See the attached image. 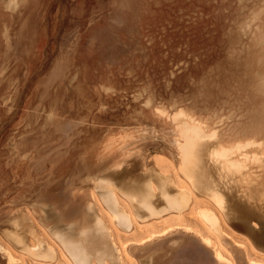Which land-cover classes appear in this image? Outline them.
<instances>
[{
	"label": "rangeland",
	"instance_id": "rangeland-1",
	"mask_svg": "<svg viewBox=\"0 0 264 264\" xmlns=\"http://www.w3.org/2000/svg\"><path fill=\"white\" fill-rule=\"evenodd\" d=\"M186 121L216 137L188 150ZM165 184L191 202L148 218L132 197ZM263 214L264 0H0V244L18 264H75L54 233L87 215L118 249L107 264H220L203 237L250 264Z\"/></svg>",
	"mask_w": 264,
	"mask_h": 264
},
{
	"label": "bare ground",
	"instance_id": "bare-ground-1",
	"mask_svg": "<svg viewBox=\"0 0 264 264\" xmlns=\"http://www.w3.org/2000/svg\"><path fill=\"white\" fill-rule=\"evenodd\" d=\"M183 124H184L183 126L185 129L186 135L188 137L187 143L185 146L188 150H190V149L192 150L193 147L196 145V143H195L196 139L202 141V140H206L209 138H215L216 137V132L211 133V134H207L198 125L191 124L187 121ZM230 130H231L230 133L233 135L232 137L236 138V135H238L237 134V126H234L232 124L230 126ZM257 143L258 142L257 141L255 142L254 140H250L246 143L238 141V143L235 145V149L236 148L243 149V147L246 148V146L254 145ZM229 150H232L231 151L232 153L234 152L233 149H229ZM200 151H201V149H199L198 152L200 153ZM226 151H228V149H216V152L214 154L219 158H224L227 156V154L225 153ZM190 153H191V151H188L189 156H190ZM231 155L232 154H228V159L229 158L231 159V157H232ZM195 160H198V158L195 156L194 157H187L186 160H184V163H185L184 169L186 170L188 175H190V177L194 183L199 181V179H198V173H199L198 171L199 170H198V167L195 163ZM179 180H180V178H179ZM179 180H177V181H179ZM106 182L107 181H105V183ZM104 184H102V185H104ZM151 184H153V183H151ZM179 189H181V188H179ZM157 191H158L157 188L156 189L153 188V189L149 190V192L146 195L142 196L143 197L142 199H138L137 196H135V195H133V197H132L133 200L139 201V204L142 207V209H144L146 211L148 218L157 217V216H159L163 213H166L168 211H177V212L179 211V212H181L182 210L187 208L191 202L190 190H189V192H187V190L181 189L180 193H173L172 190H170V187L168 186V184H165L162 191H160L159 195L157 194ZM115 195L116 194L112 193L111 191H107V190L104 191L105 202L110 207L109 212L114 216L115 220L118 221L120 225H124L127 228H130L132 226V219L130 217V214L123 212V211H119L116 209L118 207V206L116 207V205H118V204L116 201L117 197ZM158 196H161L163 199L158 197ZM198 201H199V199H198ZM120 202H121V200H120ZM125 203H127V202H125ZM112 204H113V206H112ZM163 204H164V206L161 207V205H163ZM126 205H128V204H126ZM134 210L136 211V209H134ZM222 210L224 213H227V207L224 203H222ZM137 213H138V211H137ZM200 214H201L200 215L201 217L202 216L204 217L206 224L209 226V228L212 229L213 231H215L216 234L221 238V240H222V234L228 235L227 233H225L226 231L225 232L221 231L223 229H221L220 223H219L217 217L214 215V213H212L209 210H203ZM260 215L261 214H259V216ZM260 217H262V215ZM133 222H134V219H133ZM16 224H17L16 226L18 228L19 227L18 223H16ZM143 227H145V226H143ZM170 229H172V228H170ZM55 231L56 232L54 233V235L57 237V239L62 244V246L66 249L70 258L73 260V262L75 264H94L95 262H97L98 264H107L108 260L109 261H118V262L121 261L120 255L118 253V249H116L114 243H111L109 241L110 240L109 237H111L109 235L110 233L108 231H106L104 223L99 218L96 221V220H94V218L92 219L89 215H87V219L81 220V221H78V222L72 223V224H66L65 223L64 225L60 226V228L55 230ZM16 233H15V235H13L12 233L11 234H12V238L14 239V241L17 244H19V247L21 245L23 248H29L30 247V245H28L29 243L26 242L27 243L26 244L24 241L25 237L23 238L20 235H17ZM200 236H201V234H200ZM228 236H230V235H228ZM258 239H259L261 246H262L261 249H264V224L262 225V230H261L260 236H258ZM201 240L207 247L212 249L214 256H215V259L217 260L218 263H220V264H237L234 253L230 250L229 247L226 246L228 248V253L230 254V256H227L226 254L223 253V251L220 248H218L214 245L211 238L203 237ZM232 240H233V238H232ZM43 242L44 241H39V246L37 248H33V249L38 250L40 252L41 257H51L53 255L52 249H50L48 246H45V243H43ZM250 242H251V240H250ZM223 243H224V241H223ZM237 244H239V243L237 242ZM217 246H219V245L217 244ZM47 250H49L50 253L46 254V252H44ZM258 251L261 255L264 256V251H261L259 249H258ZM0 252L6 256V258L8 260V264H18L17 259L14 257V255L9 250L5 249L1 244H0ZM248 261L250 264H264L263 260H258V259H254L251 257H249Z\"/></svg>",
	"mask_w": 264,
	"mask_h": 264
},
{
	"label": "crops",
	"instance_id": "crops-1",
	"mask_svg": "<svg viewBox=\"0 0 264 264\" xmlns=\"http://www.w3.org/2000/svg\"><path fill=\"white\" fill-rule=\"evenodd\" d=\"M80 219H81V218H80ZM80 219H79V220H80Z\"/></svg>",
	"mask_w": 264,
	"mask_h": 264
}]
</instances>
